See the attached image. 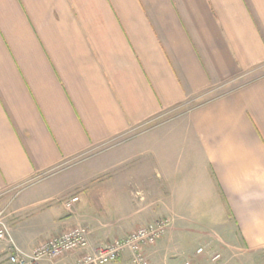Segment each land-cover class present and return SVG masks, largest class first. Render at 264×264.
I'll list each match as a JSON object with an SVG mask.
<instances>
[{"label":"crops","instance_id":"1","mask_svg":"<svg viewBox=\"0 0 264 264\" xmlns=\"http://www.w3.org/2000/svg\"><path fill=\"white\" fill-rule=\"evenodd\" d=\"M0 214L25 252L88 228V249L42 264L159 219L151 264L226 237L264 250V0H0Z\"/></svg>","mask_w":264,"mask_h":264},{"label":"built area","instance_id":"2","mask_svg":"<svg viewBox=\"0 0 264 264\" xmlns=\"http://www.w3.org/2000/svg\"><path fill=\"white\" fill-rule=\"evenodd\" d=\"M78 202L79 197H74L66 204V208L71 210ZM170 226L168 219L143 225L124 238L102 244L92 252L82 255L76 264H115L125 255H129L131 264H151L146 249L156 245ZM89 234L88 228L79 226L41 243L31 252H25L16 246L8 226L0 220V242H7L10 250L6 260L0 264H42L44 261H57L69 253L88 249ZM195 256L203 261L186 259L182 264H218L223 257L211 244L198 247Z\"/></svg>","mask_w":264,"mask_h":264},{"label":"rangeland","instance_id":"3","mask_svg":"<svg viewBox=\"0 0 264 264\" xmlns=\"http://www.w3.org/2000/svg\"><path fill=\"white\" fill-rule=\"evenodd\" d=\"M214 96L215 95H211L210 97H214ZM201 102L202 103L206 102V99L202 100ZM196 103H199V102H196ZM196 103L194 105L200 104V103L199 104H196ZM191 107H193V106H191ZM112 150H114V148ZM98 162H99V159H91V160H88L87 162H85V164H83V165L81 164V165L76 166V168H74V169L68 170V174H72V176H70L71 179L69 180V182H71V180H73V183L75 184V189L82 188L84 183H88L90 181H97L98 174H89V171H84L83 168H86V169L89 168V169H91L92 172H94V171L97 172L99 170V167H100V164ZM101 166H104V164H102ZM60 187H61V189L59 190L58 196H57L58 199L55 200L54 204H56V205L62 204L63 205V208H64L63 218H66L67 213H72L74 211V207L76 206L75 205L70 210V209L66 208V204L72 198L77 197V196L79 197L80 192H78V191H75V192L69 191L68 192L66 181H64V183H61ZM54 208H57V207L54 206ZM3 217L5 218V220ZM9 217H11V218H9ZM0 220L5 221L8 224V226H10L11 222L16 221V219H14L13 216H7L6 214L4 216H2V214H0ZM226 238H227L226 242L229 245V247L223 246V248L221 249L223 258L218 264H264V250H259L256 252H246V251L240 249L236 240L230 239L229 237H226ZM107 243H111V241L108 240ZM99 246H95V247L97 248Z\"/></svg>","mask_w":264,"mask_h":264}]
</instances>
